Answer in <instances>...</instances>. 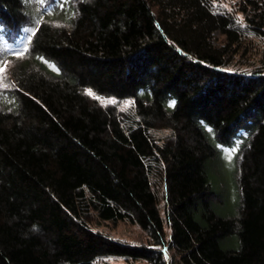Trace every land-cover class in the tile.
<instances>
[{
	"label": "trees",
	"instance_id": "16d2710c",
	"mask_svg": "<svg viewBox=\"0 0 264 264\" xmlns=\"http://www.w3.org/2000/svg\"><path fill=\"white\" fill-rule=\"evenodd\" d=\"M236 5L0 0V69L18 61L0 88V264H165V243L181 264H264V58L233 63L245 31L264 36V0Z\"/></svg>",
	"mask_w": 264,
	"mask_h": 264
},
{
	"label": "rangeland",
	"instance_id": "374dc122",
	"mask_svg": "<svg viewBox=\"0 0 264 264\" xmlns=\"http://www.w3.org/2000/svg\"><path fill=\"white\" fill-rule=\"evenodd\" d=\"M236 2L238 0H212L213 8L218 10H228L234 13L237 18L241 19V13L237 11ZM243 25V24H242ZM244 26V25H243ZM242 26V27H243ZM246 32L245 44L251 46V50L246 56L236 55L234 59L235 66L239 69H251L260 65V59L264 58V36L257 37L251 35V33ZM218 41H222L223 37L221 35L217 36ZM18 63L17 60L7 61L0 71V88H9L12 86L13 81V71ZM89 90L85 92L87 94ZM91 91V90H90ZM92 92V91H91ZM93 93V92H92ZM88 95V94H87ZM89 98L95 101L101 106L113 105L119 111H125L132 107V101L129 99L119 100L114 97L103 96L93 93V95H88ZM168 133V130L155 131L156 136H163ZM89 225L94 231H98L111 239L118 240L120 242L132 244V245H142L147 244V236L137 225H133L124 221L110 222L98 220L93 214L89 217ZM166 240L169 238V229L165 227ZM163 257L165 259V264H181L178 260V256L173 248H171L167 243L161 247ZM107 264H125L126 262L119 257H108L105 261ZM131 264H149L145 260H136Z\"/></svg>",
	"mask_w": 264,
	"mask_h": 264
},
{
	"label": "snow or ice",
	"instance_id": "6c2138e0",
	"mask_svg": "<svg viewBox=\"0 0 264 264\" xmlns=\"http://www.w3.org/2000/svg\"><path fill=\"white\" fill-rule=\"evenodd\" d=\"M33 35H35V33H33ZM26 51H27V49L25 48L23 51L17 52L16 55L17 56H22L24 54V52H26ZM0 71H3V69H0ZM87 94L88 95H93V93L90 90L87 92Z\"/></svg>",
	"mask_w": 264,
	"mask_h": 264
}]
</instances>
